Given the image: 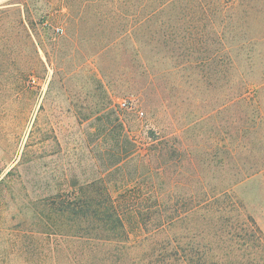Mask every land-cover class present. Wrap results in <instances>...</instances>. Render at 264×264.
Returning <instances> with one entry per match:
<instances>
[{"label":"trees","instance_id":"1","mask_svg":"<svg viewBox=\"0 0 264 264\" xmlns=\"http://www.w3.org/2000/svg\"><path fill=\"white\" fill-rule=\"evenodd\" d=\"M56 6L65 9L59 19L65 39L98 33L101 49L117 43L123 53L152 42L206 45L212 34L220 69L233 71L232 101L258 100L251 106L255 119L242 126L225 161L204 163L223 171L227 159L234 163L230 170L254 160L243 171L203 179L197 197L173 195L166 187L180 182L186 168L182 138L149 129L143 141L138 129L120 121L116 136L107 130L119 145L105 175L71 182L10 212L17 223L2 227L9 237L0 245V264H264V234L231 194L264 170V71L252 74L258 59L264 64V0H60ZM132 56L124 61H139ZM173 166L177 172L169 173ZM114 170L122 172L119 178Z\"/></svg>","mask_w":264,"mask_h":264},{"label":"rangeland","instance_id":"2","mask_svg":"<svg viewBox=\"0 0 264 264\" xmlns=\"http://www.w3.org/2000/svg\"><path fill=\"white\" fill-rule=\"evenodd\" d=\"M58 1L0 0V245L9 237L2 227L17 223L10 212L28 199L105 175L106 165L117 159L111 154L118 143L107 138V130L116 136L120 121L138 129L143 141L149 129L182 138L186 168L180 182L166 187L173 195L197 197L203 179L250 165L254 159L248 157L239 170L228 169L234 165L230 159L223 171L204 163L225 161L237 133L255 119L251 106L258 100L253 95L249 102L232 101L233 71L229 65L220 69L212 34L206 45L195 47L152 42L127 53L117 43L101 49L98 33L64 38L59 19L65 9ZM125 55L140 59L124 61ZM259 60L253 75L264 71ZM112 173L119 178L122 172ZM232 193L264 234V170Z\"/></svg>","mask_w":264,"mask_h":264},{"label":"built area","instance_id":"3","mask_svg":"<svg viewBox=\"0 0 264 264\" xmlns=\"http://www.w3.org/2000/svg\"><path fill=\"white\" fill-rule=\"evenodd\" d=\"M120 105H121L122 107H125V106H126V103H125V102H122V103H120Z\"/></svg>","mask_w":264,"mask_h":264}]
</instances>
